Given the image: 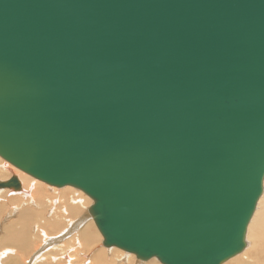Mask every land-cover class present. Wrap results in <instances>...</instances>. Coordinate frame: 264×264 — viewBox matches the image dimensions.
Returning a JSON list of instances; mask_svg holds the SVG:
<instances>
[{
    "label": "water",
    "instance_id": "obj_1",
    "mask_svg": "<svg viewBox=\"0 0 264 264\" xmlns=\"http://www.w3.org/2000/svg\"><path fill=\"white\" fill-rule=\"evenodd\" d=\"M0 155L105 247L223 264L263 190L264 0H0Z\"/></svg>",
    "mask_w": 264,
    "mask_h": 264
},
{
    "label": "rangeland",
    "instance_id": "obj_2",
    "mask_svg": "<svg viewBox=\"0 0 264 264\" xmlns=\"http://www.w3.org/2000/svg\"><path fill=\"white\" fill-rule=\"evenodd\" d=\"M0 159H2V158L0 157ZM11 166H12V164H11ZM45 187H47L48 190ZM45 187L42 188L43 189V191L41 192L42 195L39 194V191H38L35 195L31 193L30 196H32V197L26 196L24 194V191L23 192L19 191L18 192L19 194H17L14 197L12 195L8 194L7 192H5V193L1 192L0 193V264H22V263L23 264H42V263L43 264H92V263L93 264H99L98 261L96 260V256H97V254H102V253H103L102 255L104 257V259H103V257L100 256L103 259L102 264H138V262H139V264H162L156 258H151V259H148L145 261H139L138 259L135 258V255L132 253H130V254H132L133 258H131L130 260L127 258L125 259L124 257H126V256L123 255L124 253H121V255H120V253H118L119 251L124 252L120 248H117V247L107 248V247L101 246V241L103 238L101 240L99 239L100 232H99V230L96 229L94 222L91 219V216L88 214V212L86 210V208L88 209V207L92 203L90 198H87L88 196L83 191L80 190L83 195H86L85 197H83V198H85L84 203H83L84 207H81L82 211L77 212V213L80 212V214L75 213L74 216L70 217L66 213L67 209L64 208L66 203L63 202V199H61L60 196H58L59 198L57 199L56 194L59 193L58 191L61 188H57L56 186L51 187L50 185L45 186ZM50 187H51V189H50ZM73 188L77 189L75 187H73ZM9 190L10 189H8V191ZM77 190H79V189H77ZM5 191H7V190H5ZM68 192H70V193H68ZM70 194L73 195L74 192L72 194V192L68 189L66 191L65 195H67V197L70 198V196H71ZM44 195L46 196V198ZM54 195H55V197H54ZM74 195L78 196L77 193H75ZM34 197H38L40 199L34 198ZM49 197H50V200H49ZM15 198H16V200H15ZM86 199H88V200H86ZM36 200H38V201H36ZM17 201L20 203H18ZM88 201H90V202H88ZM14 203H16V204H14ZM25 210H30L31 212H33V214L36 215L35 216L36 219H34L35 217H32V219L28 222L29 223L28 229L25 231V233H23V236L24 237L27 236L28 239H26L21 244L18 243L19 244V246H18L15 244L14 241H9L8 236H9L10 231L16 227H17L16 228L17 231H19L20 233L22 232V226L24 224L23 213L25 212ZM56 217L58 219H60L59 226H57L58 225V223H57L58 219ZM54 221H56V222H54ZM52 222H54V223H52ZM78 222H80V223L78 224ZM48 223H49V226H48ZM54 224L56 226H54ZM70 225H72V226L74 225V226L72 227ZM63 226H64V228H63ZM37 227L41 228L42 230L37 228ZM65 228H67L69 231L67 232V229L65 230ZM81 228H83V230H85L86 232H90V233L94 234V236H95V238L93 236V239H94L93 242L94 241H96V242L92 243V245L89 244L90 248H88V245L83 240V238L80 237L82 235V233H80ZM37 229H39V230L37 231ZM70 229H71V231H70ZM77 229H78V231H77ZM50 231H52L53 233L56 231V233L53 234ZM60 232H61V234H60ZM27 233H29V234L25 235ZM43 233H44V235H43ZM97 234H99V235H97ZM69 235L71 236V238ZM45 237H46V239H45ZM27 240H28V244H26ZM246 242H247L246 246L248 247L249 239H246ZM24 243H25V245H24ZM6 244H9V245L7 246ZM13 245L14 246L16 245V246L14 247ZM22 245H24V246H22ZM25 246H26V248H24ZM247 247L244 248L242 253L240 252L236 256L228 259L224 264H254L255 261H253L252 259L257 261L258 258H259V260L257 261V262H259L258 264H263L264 260H263L262 252L258 250L259 248L256 247L255 249L251 250L253 252H251V256H250L251 258H250L249 255H244V253H243ZM25 249H26V251H25ZM100 250L103 252H101ZM97 251H98V253L96 254ZM3 252H6V253L4 254ZM260 252H261V254H260ZM125 253L128 254V252H125ZM256 254H258V255L256 256ZM13 255H14V257H13ZM255 256L257 257V259ZM13 258H15V259H13ZM249 259L251 262L248 261ZM260 259H261V261H260ZM1 262H3V263H1ZM260 262H262V263H260Z\"/></svg>",
    "mask_w": 264,
    "mask_h": 264
},
{
    "label": "bare ground",
    "instance_id": "obj_3",
    "mask_svg": "<svg viewBox=\"0 0 264 264\" xmlns=\"http://www.w3.org/2000/svg\"><path fill=\"white\" fill-rule=\"evenodd\" d=\"M0 157L2 158V159H0V180H4V179H8V178H10L12 175H16L18 178H19V180H20V182H21V188L20 189H18V190H15V189H13V188H0V193L1 192H7L8 194H10V195H12L13 197L14 196H16L17 194H19L18 192L19 191H21V192H23L24 191V194L26 195V196H30L31 195V193L32 194H36L38 191H39V194H41V192L43 191V187H45V186H48V185H50V184H46L44 181L42 182V180H40V179H38V178H36V177H34V176H32V175H30L29 173H27V172H25V171H23V170H19V168L17 169V167H14L13 166V164H12V166H11V163L8 161V160H6V159H4L1 155H0ZM10 163V164H9ZM25 172V173H24ZM28 174V175H27ZM30 175V176H29ZM32 176V177H31ZM38 179V180H37ZM46 185H45V184ZM51 187H55L54 185H50ZM51 187H50V189H51ZM57 188H61L57 193L58 194H56L57 195V199L59 198L58 196H60V198L61 199H63V202L64 203H66L65 204V206H64V208H66L67 209V211H66V213L71 217V216H74L75 215V213H77L78 211H82L81 210V207H84V199L85 198H83V197H85L86 195H83L82 193H81V191H80V189L79 190H77V189H74L73 188V186H70V185H64V186H61V187H58V186H56ZM46 189H47V187H45ZM8 189H10L9 191H8ZM56 189V188H55ZM69 189L71 192H72V194H73V192H74V194L75 193H77L78 194V196H75L74 194L73 195H71L70 196V198H68L67 197V195H65V193H66V191ZM5 190H7V191H5ZM48 190V189H47ZM16 191V192H15ZM28 191V192H27ZM20 192V193H21ZM45 193V192H44ZM48 193V192H47ZM68 193H70V192H68ZM42 195V194H41ZM48 195V194H47ZM19 196V195H18ZM17 196V197H18ZM37 196V195H36ZM45 196V195H44ZM88 196V195H87ZM20 197V196H19ZM18 197V198H19ZM30 197H32V196H30ZM39 197V196H38ZM38 197H34V198H38ZM41 197V196H40ZM54 197H55V195H54ZM77 197V198H76ZM79 197V198H78ZM10 198V197H9ZM45 198H46V196H45ZM87 198H90L89 196L87 197ZM21 199V198H20ZM29 199V198H28ZM27 199V200H28ZM38 199H40V198H38ZM15 200H16V198H15ZM42 200V199H41ZM48 200V199H47ZM49 200H50V197H49ZM86 200H88V199H86ZM90 200L92 201V203H93V200L90 198ZM12 201V200H11ZM26 201V200H25ZM34 201V200H33ZM36 201H38V200H36ZM35 201V202H36ZM13 202V201H12ZM18 202V201H17ZM62 202V203H63ZM88 202H90V201H88ZM18 203H20V202H18ZM40 203V202H39ZM91 203V204H92ZM14 204H16V203H14ZM43 204V203H42ZM27 205V204H26ZM31 205V204H30ZM5 206V205H4ZM12 206V205H11ZM14 206V205H13ZM23 207V206H22ZM21 207V208H22ZM54 208V207H53ZM89 208V207H88ZM23 209V208H22ZM65 210V209H64ZM86 210H87V212H88V209L86 208ZM21 212V211H20ZM23 213V212H22ZM77 214H80V212L79 213H77ZM88 214L90 215V213L88 212ZM20 216V215H19ZM36 215L35 214H33V212H31L30 210H25V212L23 213V217H24V224H23V226H22V232L20 233L19 231H17V227L16 228H13L11 231H10V233H9V238H8V240L9 241H14L15 242V244L16 245H18L19 246V244H21V243H23L26 239H28L27 238V236H23V233H25V231L28 229V222L32 219V217H35ZM78 216V215H77ZM91 216V215H90ZM59 217V216H58ZM57 218V217H56ZM19 219V218H18ZM34 219H36V217L34 218ZM58 219V218H57ZM80 219V218H79ZM78 219V220H79ZM83 219V218H82ZM91 219L93 220V222H94V219H93V217L91 216ZM56 220V219H55ZM60 219H58L57 220V223H58V225L57 226H59V224H60ZM54 222H56V221H54ZM54 222H52V223H54ZM77 222V221H76ZM81 222V221H80ZM80 222H78V224L80 223ZM44 224V223H43ZM73 224V223H72ZM77 224V225H78ZM47 225V224H46ZM94 225H95V227H96V229L97 230H99L98 229V227L96 226V224H95V222H94ZM48 226H49V223H48ZM52 226V225H51ZM54 226H56L55 224H54ZM70 226H72V225H70ZM74 226V225H73ZM72 226V227H73ZM81 226V225H80ZM86 226V225H85ZM42 227V226H41ZM68 227V226H67ZM78 227V226H77ZM76 227V228H77ZM83 227V226H82ZM36 228V227H35ZM37 228H39V227H37ZM56 228V227H55ZM63 228H64V226H63ZM69 228V227H68ZM39 229H41V228H39ZM39 229H37V231L39 230ZM44 229V228H43ZM67 228H65V230H66ZM75 229V228H74ZM42 230V229H41ZM45 230V229H44ZM47 230V229H46ZM55 230V229H54ZM58 230V229H57ZM64 230V231H65ZM82 230V231H81ZM81 230H80V233H82V235L80 236V237H82L83 238V240L87 243V245H88V248H90L89 247V244L90 245H92V243H94V242H96V241H94L93 242V236H94V234H92V233H90V232H86L85 230H83V228H81ZM21 231V230H20ZM69 230L67 229V232H68ZM70 231H71V229H70ZM77 231H78V229H77ZM28 232V231H27ZM42 232V231H41ZM44 232V231H43ZM48 232V231H47ZM50 232H52V231H50ZM59 232V231H58ZM66 232V231H65ZM53 233V232H52ZM54 233H56V231L54 232ZM53 233V234H54ZM64 233V232H63ZM79 233V234H80ZM99 233V232H98ZM29 233H27V234H25V235H28ZM60 234H61V232H60ZM37 235V234H36ZM40 235V234H39ZM43 235H44V233H43ZM42 235V236H43ZM52 235V234H51ZM97 235H99V234H97ZM96 235V236H97ZM70 236V235H69ZM70 238H71V236H70ZM94 238H95V236H94ZM103 237H102V235H101V233H100V235H99V239L101 240ZM45 239H46V237H45ZM48 239V238H47ZM246 239H249V244H248V247L246 246L247 245V242H246V245H245V247H247L246 248V250L243 252L244 253V255H249V257L251 256V252H253V251H251L252 249H255L256 247L257 248H259L258 250L259 251H261L262 252V256H263V260H264V177H263V190H262V192H261V194H260V196H259V198H258V200H257V204H256V207H255V209H254V212H253V214H252V216H251V218H250V220H249V222H248V225H247V230H246V236H245V240ZM103 240V239H102ZM52 241V240H51ZM79 242V241H78ZM84 242V243H85ZM19 243V244H18ZM83 243V242H82ZM26 244H28V240H27V243ZM55 244V243H54ZM59 244V243H58ZM7 246L9 245V244H6ZM15 245V246H16ZM24 245H25V243H24ZM24 245H22V246H24ZM67 245V244H66ZM14 246V245H13ZM14 246V247H15ZM59 246V245H58ZM62 246V245H61ZM95 246V245H94ZM101 246H104L103 244H102V241H101ZM5 247V246H4ZM105 247V246H104ZM109 247H114V246H109ZM109 247H107V248H109ZM244 247V248H245ZM9 248V247H8ZM21 248V247H20ZM24 248H26V246L24 247ZM99 250V249H98ZM121 250H123L124 252H121V251H119L118 253H120V255H121V253H124L123 255L124 256H126V257H124L125 259L127 258V259H131V258H133L132 257V254H134V253H132V254H130V252H128V254L127 253H125V252H127V251H125L124 249H121ZM244 250V249H243ZM242 250V251H243ZM8 251V250H7ZM25 251H26V249H25ZM101 251V250H100ZM99 251V252H100ZM101 252H103V251H101ZM261 252H260V254H261ZM4 254L6 253V252H3ZM98 253V251L96 252V254ZM242 253V252H241ZM257 253V252H256ZM259 253V252H258ZM103 254V253H102ZM102 254H97V256H96V260L98 261V263L99 264H102V261H103V259H104V257H103V255ZM3 255V254H2ZM135 255V254H134ZM243 255V256H244ZM258 254H256V256H257ZM26 256V255H25ZM100 256H102L103 257V259L100 257ZM236 256V255H235ZM255 256V257H256ZM261 256V257H262ZM2 257V256H1ZM13 257H14V255H13ZM72 257V256H71ZM100 257V258H99ZM247 257V256H246ZM135 258L136 259H138L137 257H136V255H135ZM152 258H155V257H152ZM251 258V257H250ZM253 258V257H252ZM13 259H15V258H13ZM66 259V258H65ZM95 259V258H94ZM151 259V258H150ZM157 259V258H156ZM256 259H257V257H256ZM110 260V259H109ZM139 261H145V260H141V259H138ZM148 260V259H147ZM158 260V259H157ZM253 261H255V263L254 264H258L259 262H257L258 260H259V258L257 259V261L256 260H254V259H252ZM10 261V260H9ZM94 261V260H93ZM159 261V260H158ZM248 261H250V259L248 260ZM260 261H261V259H260ZM226 262V261H225ZM224 262V263H225ZM251 262V261H250ZM1 263H3V262H1ZM161 263V262H160ZM223 263V264H224ZM260 263H262V262H260ZM23 264V263H22ZM43 264V263H42ZM93 264V263H92ZM138 264H139V262H138ZM264 264V263H263Z\"/></svg>",
    "mask_w": 264,
    "mask_h": 264
}]
</instances>
